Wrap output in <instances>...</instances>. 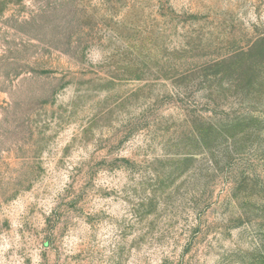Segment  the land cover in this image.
<instances>
[{
  "label": "rangeland",
  "instance_id": "rangeland-1",
  "mask_svg": "<svg viewBox=\"0 0 264 264\" xmlns=\"http://www.w3.org/2000/svg\"><path fill=\"white\" fill-rule=\"evenodd\" d=\"M0 264H264V0H0Z\"/></svg>",
  "mask_w": 264,
  "mask_h": 264
}]
</instances>
